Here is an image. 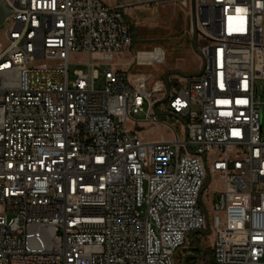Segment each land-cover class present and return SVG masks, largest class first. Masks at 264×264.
I'll list each match as a JSON object with an SVG mask.
<instances>
[{
	"label": "built area",
	"instance_id": "built-area-1",
	"mask_svg": "<svg viewBox=\"0 0 264 264\" xmlns=\"http://www.w3.org/2000/svg\"><path fill=\"white\" fill-rule=\"evenodd\" d=\"M0 1V264H177L207 230L214 264H264V0H195L200 76L151 90L128 4ZM136 3L194 37L192 0Z\"/></svg>",
	"mask_w": 264,
	"mask_h": 264
},
{
	"label": "rangeland",
	"instance_id": "rangeland-1",
	"mask_svg": "<svg viewBox=\"0 0 264 264\" xmlns=\"http://www.w3.org/2000/svg\"><path fill=\"white\" fill-rule=\"evenodd\" d=\"M101 1L107 6H115L120 3L129 5L125 9V14L133 30L134 44L130 53L126 54L128 56L126 59H130L138 52L151 51L155 47L165 50V65L132 67L133 71L152 75L149 82L150 90L155 81H165L167 73L168 80L174 77L178 82L184 84L180 87H184L189 81L196 79L195 76L200 73L202 66L198 53L202 42L198 41V37L195 39L188 34L190 32V17L188 14L183 13L180 8L173 5L147 6L136 3V0ZM2 29V26H0V31ZM82 63L80 61L78 64L70 65L71 79L75 71L86 70ZM96 88L101 89L102 85L98 83ZM260 99L264 102V89H260ZM144 118V114L138 117L139 120ZM161 120L168 121L165 116L161 117ZM174 127L178 132H182V124L175 123ZM261 134L262 140H264V107H262L261 112ZM143 136L152 141H161L162 139L171 141L173 139L172 133L164 127L149 128ZM212 242L213 234L209 230L193 234L177 253L176 263L213 264Z\"/></svg>",
	"mask_w": 264,
	"mask_h": 264
},
{
	"label": "water",
	"instance_id": "water-1",
	"mask_svg": "<svg viewBox=\"0 0 264 264\" xmlns=\"http://www.w3.org/2000/svg\"><path fill=\"white\" fill-rule=\"evenodd\" d=\"M10 15L9 9L5 6V4L0 1V25L4 23L6 18ZM192 23H193V30H194V38L198 37V28H197V14L195 8V0H192ZM178 74L177 72H174ZM200 76V73L197 74L195 77ZM166 80L168 81V73L166 74Z\"/></svg>",
	"mask_w": 264,
	"mask_h": 264
},
{
	"label": "bare ground",
	"instance_id": "bare-ground-1",
	"mask_svg": "<svg viewBox=\"0 0 264 264\" xmlns=\"http://www.w3.org/2000/svg\"><path fill=\"white\" fill-rule=\"evenodd\" d=\"M4 22H7V18H6V20H5ZM139 57H140V59H141L142 61H147V60H149L150 58H154L155 55H154L153 53H141V54L139 55Z\"/></svg>",
	"mask_w": 264,
	"mask_h": 264
},
{
	"label": "crops",
	"instance_id": "crops-1",
	"mask_svg": "<svg viewBox=\"0 0 264 264\" xmlns=\"http://www.w3.org/2000/svg\"><path fill=\"white\" fill-rule=\"evenodd\" d=\"M126 57H128V56H127V55H124V56H123V59L126 60ZM120 69H121V70H124V71H127V70H129V67H128V65H127V66L121 67ZM130 71L134 72V71L132 70V68H130ZM211 253H212V252H211ZM213 264H214V263H213Z\"/></svg>",
	"mask_w": 264,
	"mask_h": 264
}]
</instances>
